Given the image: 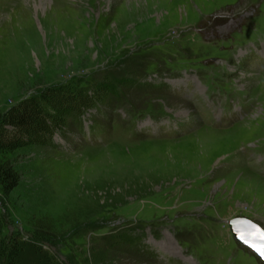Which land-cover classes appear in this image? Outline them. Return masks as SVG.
I'll return each mask as SVG.
<instances>
[{
  "label": "rangeland",
  "instance_id": "rangeland-1",
  "mask_svg": "<svg viewBox=\"0 0 264 264\" xmlns=\"http://www.w3.org/2000/svg\"><path fill=\"white\" fill-rule=\"evenodd\" d=\"M6 160L0 264H264V0H0Z\"/></svg>",
  "mask_w": 264,
  "mask_h": 264
},
{
  "label": "trees",
  "instance_id": "trees-1",
  "mask_svg": "<svg viewBox=\"0 0 264 264\" xmlns=\"http://www.w3.org/2000/svg\"><path fill=\"white\" fill-rule=\"evenodd\" d=\"M18 176H19L18 172L15 169V166L11 161L6 160L2 165H0V186L3 192H5L6 194H9L15 187H17V185L19 184ZM34 232L36 235L41 236L47 240H50V239L54 240L57 237L56 231L48 225L47 226H41L40 224L34 225ZM116 241L123 243V244H129L131 246L137 244L135 237H133L130 234L128 235L118 234L116 237ZM18 244L19 243H17L16 241H13L11 249L15 250L14 248H16ZM19 247H25V250L28 249L31 253H33L35 258L39 259L38 262H40V264H50L49 261H47V258L45 257L46 254L41 249V247L38 246V244L30 242V243L23 244V246L22 244H20ZM3 248H4L3 245H0V260L2 258L1 253L3 252L2 250ZM19 260H21L20 263H26L24 261L25 259L23 256L22 258L18 259V261ZM11 261H12L11 259H8L7 264H16L14 262L12 263Z\"/></svg>",
  "mask_w": 264,
  "mask_h": 264
},
{
  "label": "water",
  "instance_id": "water-1",
  "mask_svg": "<svg viewBox=\"0 0 264 264\" xmlns=\"http://www.w3.org/2000/svg\"><path fill=\"white\" fill-rule=\"evenodd\" d=\"M229 228L238 242L250 247L264 260V227L244 216L228 220Z\"/></svg>",
  "mask_w": 264,
  "mask_h": 264
}]
</instances>
